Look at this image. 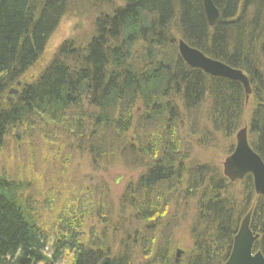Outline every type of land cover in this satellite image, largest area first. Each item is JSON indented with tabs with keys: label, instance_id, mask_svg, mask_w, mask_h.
Here are the masks:
<instances>
[{
	"label": "trees",
	"instance_id": "trees-1",
	"mask_svg": "<svg viewBox=\"0 0 264 264\" xmlns=\"http://www.w3.org/2000/svg\"><path fill=\"white\" fill-rule=\"evenodd\" d=\"M117 1L0 0V154L14 145L27 160L44 157L42 144L23 141L36 131L50 148L66 138L71 150L96 162L131 150L144 168L116 212L106 185L89 199L64 197L69 188L53 177L50 191L33 195L31 180L0 166V264H59L65 253L69 264H99L107 256L113 264H175L178 214L171 210L190 201L193 245L180 264H226L250 211L251 231L259 235L254 250L264 256V198L253 178L232 184L220 168L195 165L190 138H181L233 139L246 124L264 162V0H212L219 11L213 27L203 0ZM77 3L97 11L91 38L84 45L66 41L38 78L23 80ZM179 40L245 73L248 106L240 83L189 68ZM12 89L18 95L9 102ZM202 111L201 125L191 117ZM43 160L57 173L67 162L53 151ZM45 214H52L49 225ZM90 220L101 225L100 234L95 226L85 231Z\"/></svg>",
	"mask_w": 264,
	"mask_h": 264
},
{
	"label": "rangeland",
	"instance_id": "rangeland-1",
	"mask_svg": "<svg viewBox=\"0 0 264 264\" xmlns=\"http://www.w3.org/2000/svg\"><path fill=\"white\" fill-rule=\"evenodd\" d=\"M116 2L118 3L117 0ZM101 10H104V7H101L99 12H101ZM89 11L90 9L87 8V5L80 7V4H75L51 37L41 60L37 65L30 69V71L24 76L23 80L30 82L38 78L55 57L61 45L66 41L74 40L78 45H84L88 42L93 34L94 21L98 16L97 11H95L94 14L89 13ZM181 113L183 114V109H181ZM249 115L250 109L247 108L245 116L248 118ZM202 116H204L203 111L194 113L191 118L202 125L200 121ZM189 125L190 121L185 120V129L188 130L190 127ZM32 133L34 137L31 141L27 138H24L23 141L35 145L38 144L37 146L42 144L43 147H39L43 150L45 156L38 158L37 160H27L25 159V155H19L15 149H12L15 146H11V143L9 142L8 144L11 146L10 149L8 151H3V153L0 154V166L4 168L6 173L10 176L16 178L26 177L31 180L30 183H32V189L30 192L33 195L35 191H41L42 196H44L45 192L50 191L52 182L49 180L53 177L56 180L63 182L65 186L69 188L64 197L73 194L78 197L80 195L82 197L88 196L89 199L90 191L93 196H96V193L106 185L109 190V196L114 202L115 211L117 212L121 196L126 191V188L130 184L136 183L143 174L144 168L142 158L137 154H133L131 150H129L131 154H128V152L125 151L124 154L116 156L114 162H100V160L96 162L93 155L84 156L79 152H75L74 149L71 150V147L69 146H75L73 141L69 142L66 138H62L60 141H57V143L53 144L54 147L50 148L48 143L41 141V136L37 134L36 131H33ZM181 135V138L183 137L182 140L186 143L190 138L187 146L191 150V158L195 165L210 164V166L214 165L221 170L225 159L229 156V146H235L236 144V136H234L233 139L219 137L212 140V142L210 141L211 143H202L200 139L201 134H196L192 137H189L185 133H182ZM129 137L133 138L134 132H130ZM126 149H130L128 145L126 146ZM51 151H53V153L59 158L63 157V159H66L67 161L65 167L58 171V173L55 165L52 166L53 162H45V160H43ZM25 161L27 162L25 163ZM21 165H23V167ZM66 167H68L67 170L69 175L68 173L64 174V172L67 171ZM17 173H21V176ZM45 173L48 175L50 174V178L49 176L46 177ZM71 175L75 177H72ZM68 176H71V179H68ZM42 199L43 197L41 196L38 198V200ZM86 199L87 198H83V200ZM177 206L178 207L172 208L171 210L172 215L178 214L176 227L174 229V242L177 244L176 252L177 250H180L184 254H187L192 247L189 227L194 214V203L190 201L187 206L182 208H180V203H178ZM53 209L56 210L55 208ZM51 217L52 214H45L43 217L45 222L43 223L49 225V222L52 220ZM118 221V219L114 220L113 228L111 227L112 230L117 229L116 224ZM93 226L96 227L97 231L95 232L100 234L102 227L97 220L88 221V223L85 224L84 229L85 231H90ZM126 226L128 225L126 224ZM112 230H110V233ZM70 260L71 255L65 253L59 264H69Z\"/></svg>",
	"mask_w": 264,
	"mask_h": 264
},
{
	"label": "water",
	"instance_id": "water-1",
	"mask_svg": "<svg viewBox=\"0 0 264 264\" xmlns=\"http://www.w3.org/2000/svg\"><path fill=\"white\" fill-rule=\"evenodd\" d=\"M208 24L213 27L219 17V11L212 0H203ZM178 52L182 60L191 69L201 70L203 73L217 78H223L242 84L246 94V105L251 95L248 77L240 70L233 69L226 64L213 60L197 49L188 46L184 41H178ZM18 91L10 92L17 95ZM247 128L236 134L234 151L223 163V175L231 183L243 181L246 176L253 178L255 194L264 198V162L249 144ZM250 211L241 222L240 229L234 238L233 249L226 264H264L261 252H254V246L259 239L250 228ZM180 251L177 257L180 256ZM178 264V261L176 262ZM99 264H113L111 257H106Z\"/></svg>",
	"mask_w": 264,
	"mask_h": 264
},
{
	"label": "bare ground",
	"instance_id": "bare-ground-1",
	"mask_svg": "<svg viewBox=\"0 0 264 264\" xmlns=\"http://www.w3.org/2000/svg\"><path fill=\"white\" fill-rule=\"evenodd\" d=\"M18 87H20V84H18ZM9 97H7L10 100V95L8 94ZM231 255V254H230ZM263 255V254H262Z\"/></svg>",
	"mask_w": 264,
	"mask_h": 264
}]
</instances>
